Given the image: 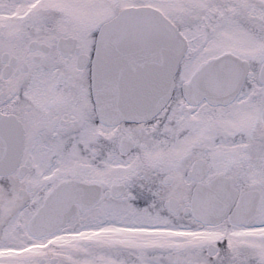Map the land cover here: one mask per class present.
<instances>
[{
  "label": "snow or ice",
  "instance_id": "snow-or-ice-1",
  "mask_svg": "<svg viewBox=\"0 0 264 264\" xmlns=\"http://www.w3.org/2000/svg\"><path fill=\"white\" fill-rule=\"evenodd\" d=\"M0 264H264V0H0Z\"/></svg>",
  "mask_w": 264,
  "mask_h": 264
}]
</instances>
